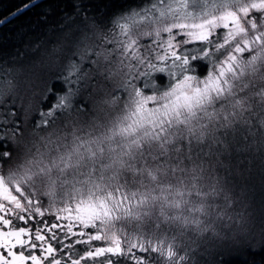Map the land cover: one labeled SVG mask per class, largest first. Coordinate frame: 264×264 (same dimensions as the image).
<instances>
[{
  "label": "snow or ice",
  "instance_id": "6c2138e0",
  "mask_svg": "<svg viewBox=\"0 0 264 264\" xmlns=\"http://www.w3.org/2000/svg\"><path fill=\"white\" fill-rule=\"evenodd\" d=\"M28 12V26L2 32ZM257 255L264 0H24L0 12V264Z\"/></svg>",
  "mask_w": 264,
  "mask_h": 264
},
{
  "label": "trees",
  "instance_id": "16d2710c",
  "mask_svg": "<svg viewBox=\"0 0 264 264\" xmlns=\"http://www.w3.org/2000/svg\"><path fill=\"white\" fill-rule=\"evenodd\" d=\"M23 2L24 0H0V12L7 11L8 9L15 7V5ZM34 18V12H28L17 20L15 26L9 25L3 29L2 32L15 31V29L24 28L28 26ZM255 264H264V257L257 255L255 257Z\"/></svg>",
  "mask_w": 264,
  "mask_h": 264
}]
</instances>
